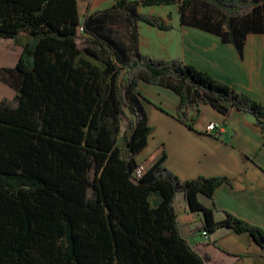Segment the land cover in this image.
Listing matches in <instances>:
<instances>
[{
	"label": "trees",
	"instance_id": "obj_1",
	"mask_svg": "<svg viewBox=\"0 0 264 264\" xmlns=\"http://www.w3.org/2000/svg\"><path fill=\"white\" fill-rule=\"evenodd\" d=\"M170 5L181 26L240 56L248 35L264 40V0H120L86 16L77 0H0V40L21 49L15 66L0 70L14 92L0 102V264H206L179 233L178 194L201 215V232L247 234L264 253L261 228L228 212L214 221L200 203L228 178L182 181L164 151L136 174L153 131L141 82L177 95L173 118L189 130L209 106L252 117L264 139L263 103L181 61L139 52L132 23L172 27L137 8ZM119 11L129 45L113 29L123 25Z\"/></svg>",
	"mask_w": 264,
	"mask_h": 264
},
{
	"label": "crops",
	"instance_id": "obj_2",
	"mask_svg": "<svg viewBox=\"0 0 264 264\" xmlns=\"http://www.w3.org/2000/svg\"><path fill=\"white\" fill-rule=\"evenodd\" d=\"M117 1L120 0H77L78 12L81 16L96 14L110 9ZM171 7L137 8L140 15L156 16L172 27L160 31L144 23H132L139 52L155 59L181 61L264 105L263 38L248 35L240 56L233 45L222 43L217 36L181 26ZM118 17L123 25L116 24L113 29L129 45L132 29L126 24L127 14L119 11ZM3 86L0 82V90ZM139 88L149 102L144 107L153 131L138 161L148 165L164 151L165 165L182 181L228 178L231 185L219 187L212 199L199 197L200 203L213 210L214 221L223 218L222 212H228L264 231V139L254 119L235 110L224 117L209 106H201L194 128L189 130L173 118L179 103L177 95L146 83ZM212 123L217 129L206 131ZM221 126L223 132L219 133ZM175 208L181 237L199 256H209L206 264H264V253L247 234L235 235L222 229L203 241L201 215L188 211L182 194L177 195Z\"/></svg>",
	"mask_w": 264,
	"mask_h": 264
},
{
	"label": "rangeland",
	"instance_id": "obj_3",
	"mask_svg": "<svg viewBox=\"0 0 264 264\" xmlns=\"http://www.w3.org/2000/svg\"><path fill=\"white\" fill-rule=\"evenodd\" d=\"M171 8H172V12H173L172 15H177V13H178L177 8L175 6H172ZM120 28L121 27H119L118 30L122 31ZM20 54H21V49L14 46V44L10 40H5V41L0 40V67L1 66L3 68L14 67L16 62H17L18 56ZM3 68H1V69H3ZM141 83H143V82H141ZM139 92H140V90H139ZM142 96H143V94H142ZM13 97H14L13 89L4 84L3 89L0 90V102L3 100L11 101L13 99ZM144 99H145V97H144ZM147 103H149V102L145 99L144 105Z\"/></svg>",
	"mask_w": 264,
	"mask_h": 264
},
{
	"label": "built area",
	"instance_id": "obj_4",
	"mask_svg": "<svg viewBox=\"0 0 264 264\" xmlns=\"http://www.w3.org/2000/svg\"><path fill=\"white\" fill-rule=\"evenodd\" d=\"M81 28H79V32H81ZM216 126H215V123H212V124H209L207 125L206 127V131L210 132V131H213V130H216ZM219 130V133L223 132L222 130V126L218 128ZM147 167V165L145 163H143L140 168L137 169L136 171V174L137 175H140L142 173V171H144V169ZM200 237L202 238L203 241H208V235H207V232L203 231L200 233Z\"/></svg>",
	"mask_w": 264,
	"mask_h": 264
}]
</instances>
